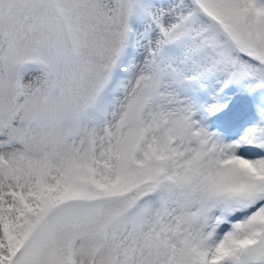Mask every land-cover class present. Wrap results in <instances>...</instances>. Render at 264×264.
Here are the masks:
<instances>
[{"label": "snow or ice", "instance_id": "obj_1", "mask_svg": "<svg viewBox=\"0 0 264 264\" xmlns=\"http://www.w3.org/2000/svg\"><path fill=\"white\" fill-rule=\"evenodd\" d=\"M0 264H264V0H0Z\"/></svg>", "mask_w": 264, "mask_h": 264}]
</instances>
